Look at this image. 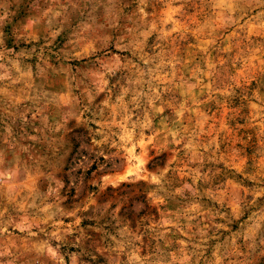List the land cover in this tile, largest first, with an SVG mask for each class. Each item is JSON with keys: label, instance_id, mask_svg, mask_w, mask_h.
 I'll return each instance as SVG.
<instances>
[{"label": "rangeland", "instance_id": "obj_1", "mask_svg": "<svg viewBox=\"0 0 264 264\" xmlns=\"http://www.w3.org/2000/svg\"><path fill=\"white\" fill-rule=\"evenodd\" d=\"M0 264H264V0H0Z\"/></svg>", "mask_w": 264, "mask_h": 264}]
</instances>
